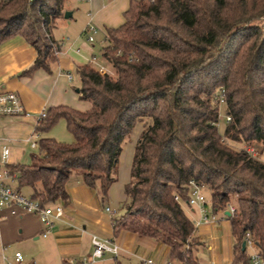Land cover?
I'll return each instance as SVG.
<instances>
[{"label": "trees", "instance_id": "trees-1", "mask_svg": "<svg viewBox=\"0 0 264 264\" xmlns=\"http://www.w3.org/2000/svg\"><path fill=\"white\" fill-rule=\"evenodd\" d=\"M64 3L0 0V41L20 34L38 52L24 74L55 60L59 45L50 31ZM105 35L101 56L115 77L90 63L75 67L79 98L91 107H49L36 133L63 118L73 141L41 136L43 156L9 165L19 189L29 186L50 204L67 199L68 177L79 172L104 201L122 146L141 122L123 211L112 218L114 235L148 236L169 247L168 260L198 264L194 224L174 199L176 192L185 198L193 180L213 212L236 205L227 217L233 263L249 264L242 247L247 233L264 261V0H130L124 22ZM221 107L231 119L222 133ZM248 145L262 156L247 152Z\"/></svg>", "mask_w": 264, "mask_h": 264}, {"label": "crops", "instance_id": "crops-1", "mask_svg": "<svg viewBox=\"0 0 264 264\" xmlns=\"http://www.w3.org/2000/svg\"><path fill=\"white\" fill-rule=\"evenodd\" d=\"M129 3L130 0H65L63 14L50 31L59 48L49 69L39 68L24 74L35 61L37 49L20 34L0 41V90L17 91L26 108L22 115H0V156L4 147L10 149L8 165L31 164L32 155L43 156L45 152L39 143L37 147L31 145V141L38 142L41 136L65 143L73 141L63 118H59L41 135L37 134L39 115L49 107L67 106L80 111L91 107L89 101L79 98L75 67L88 64L92 56L96 57V36L101 38L100 41L107 42L106 28L117 27L124 22ZM65 11L70 12V16L65 17ZM89 22L98 27L93 41H88L84 32ZM103 61L109 69L110 64ZM69 73L74 75L73 81L69 79ZM142 129L141 122L135 124L123 144L116 180L109 186L104 201L97 188L84 182L81 173L72 172L69 175L65 185L68 197L57 199L63 205V215L53 220L47 236H44L46 227L37 214L12 215L9 208L0 209V264L14 262L17 252L24 256L21 264L82 262L91 257L95 239H109L118 248L116 252L111 249L106 251L90 264H148L147 259L152 260V264H164L168 261L169 247L160 241L125 230L114 235L112 228V218L123 211L121 204L126 198L124 187L131 179L134 147ZM14 184L19 189L17 180ZM19 190L33 197L31 187L25 186ZM203 192L211 208L208 193ZM182 208L191 220L201 218L197 206L185 205ZM225 211L224 208L214 212L217 220L212 223L194 226L198 244L193 248L192 256L198 264L209 261L216 264H244L233 263L232 227ZM245 250L250 255L257 248L245 245Z\"/></svg>", "mask_w": 264, "mask_h": 264}, {"label": "built area", "instance_id": "built-area-1", "mask_svg": "<svg viewBox=\"0 0 264 264\" xmlns=\"http://www.w3.org/2000/svg\"><path fill=\"white\" fill-rule=\"evenodd\" d=\"M97 30L98 27L93 22H89L87 24L84 32L87 34L88 41H93L94 34ZM54 52L57 54L58 50L54 48ZM94 63L97 64L95 67L100 73H110L106 66L99 64L97 58L92 56L90 64L93 65ZM68 77L71 81L74 80V75L72 73H69ZM218 95L219 104L222 105L224 103V91L221 89ZM25 111L26 108L22 97L17 91L8 89L0 90V115L18 116L22 115ZM46 115L47 110H43L39 115V119L41 120ZM224 117L226 122H230L231 119L229 115L224 114ZM31 145L32 147H37L38 142L33 140L31 141ZM245 150L254 157L260 158L262 156L261 150L254 145L245 146ZM9 156L10 149L8 147H4L0 156V209L7 207L10 209L12 215L19 213L37 214L46 227L44 236H47L49 229L53 224V220L60 218L63 215V205L57 200L50 204H43L39 199L23 194L14 184L17 180V173L13 172L8 165ZM184 197L185 198L177 192L174 193V199L181 206H197L199 208L201 218H192V222L195 227L202 223H212L217 220L215 213L208 206L207 197L203 192V188L197 185L193 180L188 182ZM107 210H109V208H107ZM225 210L229 211L232 215L236 210V205L233 202H229L227 203ZM246 241L248 246H255V243L249 238L248 233L246 234ZM117 248V244L109 239H95L91 257L83 259L82 264H90L94 261V259L102 257L106 251L111 249L113 252H116ZM249 256V264H264V261L257 250L252 252ZM23 260V254L21 252H17L15 255V261L8 262V264H21ZM146 263L152 264V260L147 259ZM164 264L188 263L168 260ZM206 264L216 263L214 261H209Z\"/></svg>", "mask_w": 264, "mask_h": 264}, {"label": "rangeland", "instance_id": "rangeland-1", "mask_svg": "<svg viewBox=\"0 0 264 264\" xmlns=\"http://www.w3.org/2000/svg\"><path fill=\"white\" fill-rule=\"evenodd\" d=\"M100 39H101L100 37L96 36L97 42L94 45L95 54H96L98 63L105 66L106 63L103 61V58L101 56V51H102V48L106 45L107 42H104L103 40L100 41ZM93 65L96 66L97 64L94 63ZM109 72L110 73L112 72L111 75L115 77V72L113 71L111 65H109ZM224 114L225 113L223 111V107H221V109H220V118H219V123H218V129H219V131L221 133L223 132V129H224V126H225V123H226ZM230 144L235 146V147H241L242 146V143H240V142L230 141Z\"/></svg>", "mask_w": 264, "mask_h": 264}, {"label": "water", "instance_id": "water-1", "mask_svg": "<svg viewBox=\"0 0 264 264\" xmlns=\"http://www.w3.org/2000/svg\"><path fill=\"white\" fill-rule=\"evenodd\" d=\"M70 14H71L70 12L65 11L64 16L65 17H68V16H70ZM225 213H226L227 216H230L231 215L229 211H225ZM242 247L243 248L245 247V242L242 243Z\"/></svg>", "mask_w": 264, "mask_h": 264}]
</instances>
